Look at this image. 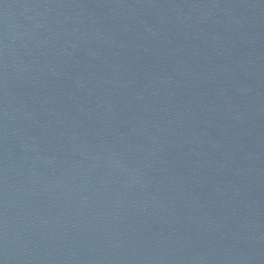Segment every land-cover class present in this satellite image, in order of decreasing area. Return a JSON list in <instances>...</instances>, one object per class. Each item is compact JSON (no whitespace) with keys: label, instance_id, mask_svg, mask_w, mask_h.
<instances>
[{"label":"water","instance_id":"obj_1","mask_svg":"<svg viewBox=\"0 0 264 264\" xmlns=\"http://www.w3.org/2000/svg\"><path fill=\"white\" fill-rule=\"evenodd\" d=\"M0 264H264V0H0Z\"/></svg>","mask_w":264,"mask_h":264}]
</instances>
